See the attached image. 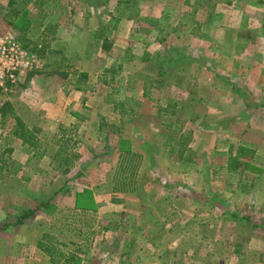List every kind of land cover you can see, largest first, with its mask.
<instances>
[{"label": "rangeland", "instance_id": "1", "mask_svg": "<svg viewBox=\"0 0 264 264\" xmlns=\"http://www.w3.org/2000/svg\"><path fill=\"white\" fill-rule=\"evenodd\" d=\"M7 32L41 67L0 106L42 145L0 118V264H51L42 234L73 264H264V0H0Z\"/></svg>", "mask_w": 264, "mask_h": 264}, {"label": "trees", "instance_id": "2", "mask_svg": "<svg viewBox=\"0 0 264 264\" xmlns=\"http://www.w3.org/2000/svg\"><path fill=\"white\" fill-rule=\"evenodd\" d=\"M14 15L16 16L17 14L15 13ZM8 117L14 118V126L11 133L15 138L19 139L24 145L33 150L42 145L40 138L38 137L40 128L36 126L29 127L20 117L14 116L10 103L8 101H4L0 106V118L1 120H4ZM68 131L69 129L67 128L60 129L62 136L58 139V148L53 155V159L58 165L69 166L72 164L73 159L78 157L77 154L66 151L65 145L70 138L68 139V136L67 138L64 137L65 133ZM120 157L121 158L119 159V163L115 170V176H117L118 179L113 186V190H133L135 187L137 170L140 164L139 161H136V157L138 156L131 152H124V154ZM22 221L23 218L18 217L15 223H20ZM37 245L48 255L51 264H73L77 258L75 251L79 252V250H69L67 252L59 250L53 245L51 237L46 234L41 235Z\"/></svg>", "mask_w": 264, "mask_h": 264}, {"label": "built area", "instance_id": "3", "mask_svg": "<svg viewBox=\"0 0 264 264\" xmlns=\"http://www.w3.org/2000/svg\"><path fill=\"white\" fill-rule=\"evenodd\" d=\"M41 67V61L21 45L11 33H0V86L15 84L29 70Z\"/></svg>", "mask_w": 264, "mask_h": 264}, {"label": "crops", "instance_id": "4", "mask_svg": "<svg viewBox=\"0 0 264 264\" xmlns=\"http://www.w3.org/2000/svg\"><path fill=\"white\" fill-rule=\"evenodd\" d=\"M88 57H90V56H83L82 59H83V60H86V59H88ZM21 78H22V77H21ZM50 108H51V106H50ZM76 110L79 111L78 109H76ZM58 112H60V111H57V113H58ZM55 115H56V114H55ZM72 117H73V116H72ZM81 118H83V117H81ZM73 119H77V120H76V122H77L78 119H79V117H78L77 115H75V116L73 117ZM84 120L87 122L88 118H85V117H84ZM71 121H72V120H71ZM62 128H65V127L62 126ZM95 158H96V157H95ZM91 159H92V161H94L93 156H91ZM95 160H96V159H95Z\"/></svg>", "mask_w": 264, "mask_h": 264}]
</instances>
